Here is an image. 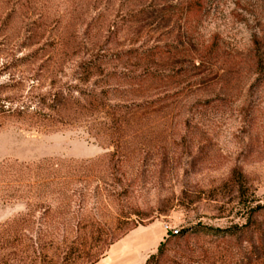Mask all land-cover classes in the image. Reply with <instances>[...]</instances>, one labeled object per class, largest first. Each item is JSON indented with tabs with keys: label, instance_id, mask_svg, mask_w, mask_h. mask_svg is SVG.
Returning a JSON list of instances; mask_svg holds the SVG:
<instances>
[{
	"label": "rangeland",
	"instance_id": "rangeland-1",
	"mask_svg": "<svg viewBox=\"0 0 264 264\" xmlns=\"http://www.w3.org/2000/svg\"><path fill=\"white\" fill-rule=\"evenodd\" d=\"M83 247L264 264V0H0V264Z\"/></svg>",
	"mask_w": 264,
	"mask_h": 264
},
{
	"label": "trees",
	"instance_id": "trees-1",
	"mask_svg": "<svg viewBox=\"0 0 264 264\" xmlns=\"http://www.w3.org/2000/svg\"><path fill=\"white\" fill-rule=\"evenodd\" d=\"M243 189H244L243 186H240L239 191H240L241 196L244 195ZM247 226H248V224H245V226L238 227V229L246 228ZM228 231H230L231 233H236V232H234L235 230H232V229H230ZM114 241H115V239H113L109 243V245L113 244ZM160 250H159V252H160ZM106 251H107V247L106 248H98V249H95L92 247L91 248L83 247V248H78L77 250H75L74 253H72L73 259H72V257H69V258L73 263H76V264H93V263L99 261L100 258L104 257ZM156 258H157L156 255H154V254L151 255L149 257V259L147 260L146 264H152L153 260H155Z\"/></svg>",
	"mask_w": 264,
	"mask_h": 264
}]
</instances>
